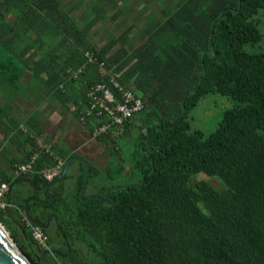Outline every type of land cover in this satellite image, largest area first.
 Listing matches in <instances>:
<instances>
[{
  "label": "trees",
  "instance_id": "1",
  "mask_svg": "<svg viewBox=\"0 0 264 264\" xmlns=\"http://www.w3.org/2000/svg\"><path fill=\"white\" fill-rule=\"evenodd\" d=\"M165 8L164 19L149 13L140 32L131 35L132 22L97 46L90 31L99 12L82 24L63 0H0V90L10 100L0 102V133L21 153L9 167L0 164V188L9 186L0 221L33 264L48 248L67 253L63 234L70 255L47 254L45 264H264V51L250 49L264 40V0H169ZM88 50L134 86L144 109L156 106L141 114L150 138L145 123L129 119L122 133L95 138L110 156L104 168L91 163L87 188L95 191L81 196L87 166L75 160L48 192L61 173L49 180L43 171L76 153L62 141L42 144L41 122L25 130L11 115L13 104L39 91V98L72 104L93 135L87 94L106 75ZM28 69L31 85L22 82ZM217 92L237 104L213 133L193 130L192 110ZM26 163L32 170L16 176ZM143 179V188L130 185ZM112 187V203L90 197ZM33 197L44 200L30 201L37 222L26 213ZM52 214L61 230L55 218L52 231L42 226ZM37 226L46 247L35 238Z\"/></svg>",
  "mask_w": 264,
  "mask_h": 264
},
{
  "label": "rangeland",
  "instance_id": "2",
  "mask_svg": "<svg viewBox=\"0 0 264 264\" xmlns=\"http://www.w3.org/2000/svg\"><path fill=\"white\" fill-rule=\"evenodd\" d=\"M98 1L99 0H64V7L67 9L71 8L72 14L79 20H82L83 18L91 15L90 10H92V7ZM168 3L169 0H166L164 2H162L161 0H111V2L104 1L102 6H94L93 12L98 11L102 16L99 23H97L95 25V28L90 31V40L97 46H102L105 43L109 42L113 36L119 35L132 22L135 24L133 33H138L146 25V18L149 13L155 14L157 17H159V19H164L168 15V11L165 8L166 4ZM116 13L118 18L116 19V21L112 22L109 17L115 15ZM250 49L254 51H264V40L256 44L255 46L250 47ZM34 93L40 96L39 91ZM41 95H43V92L41 93ZM17 100L18 99L15 100L16 103H18ZM51 100L52 99L48 98L46 95H43L41 98H33L29 103L25 102L27 104H25L26 109H24V111H19V113H22V116L19 113L17 116L14 115V111L11 112V115L14 116L16 118V121L21 124V127L27 131H31L30 124L34 123L35 119L38 118V120L45 128V133L46 131H48L49 133L55 135L58 133V129L64 128L65 122L67 121L68 117L66 118L65 116H63L61 120L58 119V116H56L53 111V105L55 103ZM7 101L10 102L7 97L4 98L3 104H5ZM236 104L237 102L235 100L219 92L210 94L202 98L199 104L191 112L192 129L201 130L207 135L213 133L222 120L224 113L228 109L234 107ZM13 105L14 108L18 107L15 104ZM36 105L40 106L38 107L40 109L36 110L33 115L29 114ZM42 105L46 106L45 108L43 107L44 110L41 107ZM92 139L94 140V137ZM40 142L44 145L49 144V141L46 138V134L41 137ZM132 149L133 147L130 145L125 149V151L126 153H130ZM94 150L95 154L93 156V161L97 166L104 168L109 161V153L103 146H97L94 148ZM20 154V151L17 150V148L8 140H5L3 135L0 133V164L8 166L9 163H13L15 161L13 159H21L19 156ZM200 177L212 180L219 187L224 186V182L218 177H211L206 173H201ZM71 184L72 181L70 182V185ZM93 190L94 189L90 186L87 188L86 193H92ZM0 206L5 207L1 204Z\"/></svg>",
  "mask_w": 264,
  "mask_h": 264
},
{
  "label": "built area",
  "instance_id": "3",
  "mask_svg": "<svg viewBox=\"0 0 264 264\" xmlns=\"http://www.w3.org/2000/svg\"><path fill=\"white\" fill-rule=\"evenodd\" d=\"M86 56L90 62H99L96 54L88 50ZM100 69L106 75V79L93 86L87 94L89 105L87 108L88 116L94 117L95 120L93 137L96 138L109 131H114L117 134L123 132L126 122L132 119L134 115L139 114L144 109V101L138 97L134 86L127 87L124 85L113 69H108L104 61H100ZM84 68L75 73V78L78 79L79 73H82ZM82 121L86 122V117L82 116ZM63 162L52 168L43 171L45 177L53 180L62 171ZM32 170V164L26 163L20 165L15 171V175L19 176ZM9 190L8 184H2L0 188V204L5 206L2 201L3 196ZM34 235L41 246H47V237L41 227H34Z\"/></svg>",
  "mask_w": 264,
  "mask_h": 264
},
{
  "label": "crops",
  "instance_id": "4",
  "mask_svg": "<svg viewBox=\"0 0 264 264\" xmlns=\"http://www.w3.org/2000/svg\"><path fill=\"white\" fill-rule=\"evenodd\" d=\"M109 2L108 0H99L98 2H96L94 4V6L97 5H103V2ZM100 3V4H99ZM63 5H64V0H63ZM94 6L92 7V10H90V14L88 17L83 18L82 20H79L78 18H76L74 16V18L79 21L82 24H86L88 23L91 19H93L94 15L98 14V11L93 12L94 10ZM71 9V8H70ZM95 28V26L92 28V30ZM134 34L133 31L131 32V35ZM56 38V39H55ZM53 39H51L50 41L56 45L57 43V37H55ZM31 75H32V71L30 69H28V71L26 72L25 76L23 77V83L31 85L29 82L31 80ZM2 91L0 90V102L4 103V97L2 96ZM38 97L37 95H29L28 98H24V97H19L18 98V103L15 107L13 106V111H14V115H18L19 111H24V109H26L25 107V102H30L33 98ZM51 101H53L55 104L53 105V111L55 113L56 116H58V119L61 120V118H63V116H65L66 118L68 117L67 121L65 122L64 128L63 129H58V133L57 134H52L49 133L48 131H46V138L48 135L49 138V144H52L54 142L57 141H62L63 143V148L64 150L71 152V153H76V155H82L84 157H86L90 163H94L93 161V156L95 154V150L94 148L99 146H103L101 143L95 141L92 139L93 135L90 131V129L88 128L87 124L82 121L80 118H78L75 113H74V107L71 104L70 109H67L63 104H61L60 102L52 99ZM40 106L36 105L34 106V109H32L29 113L31 115H33L35 113L36 110L40 109L38 108ZM42 109L44 110V108L46 106L42 105L41 106ZM44 107V108H43ZM51 109V108H49ZM22 116V113H19ZM16 147V146H15ZM104 147V146H103ZM18 155V154H17ZM8 162V161H7ZM72 172L75 174L80 173V166L79 164H75L72 167Z\"/></svg>",
  "mask_w": 264,
  "mask_h": 264
},
{
  "label": "water",
  "instance_id": "5",
  "mask_svg": "<svg viewBox=\"0 0 264 264\" xmlns=\"http://www.w3.org/2000/svg\"><path fill=\"white\" fill-rule=\"evenodd\" d=\"M210 48H211V45H210ZM150 108H156V106L146 108V109L142 110L139 114L134 115L132 117L133 121L145 123L146 128H147V133H148L147 141L150 138V129H149L150 127H149V124L141 117V114L145 113ZM184 113H185V109L183 110L182 115ZM139 143H140V141H138V145H139ZM75 160L83 161L87 166V174H86V178H85V183H84L83 190L81 192V196L84 197L85 192H86V188H87L88 183H89V179H90V175H91V171H92V166H91L90 161L82 155H74L67 160V162L64 164V166L62 168L61 176L59 178L51 181L50 184L48 185V187H47L48 192H50V188L54 183L60 182L65 178L71 163ZM130 185H133V186L139 187V188H143L144 187V179L142 180L141 184H130ZM123 186L125 187V186H129V185H123ZM116 188H118V187L106 188L101 192L100 195H92L90 197L105 199L108 202L112 203L113 201L109 200L110 196L107 195V192L111 189H116ZM86 199H88V198H86ZM31 200H37V201H44V200H42L40 198L33 197L30 200H28L26 203L27 216L30 218L31 222H37V220L32 218L30 215V201ZM53 201H55L54 196H53ZM52 218H55L56 224L59 227V229L61 230V227L59 224V219H58V216L56 214H52V216L48 219V222L46 224L41 223L42 226L44 228H48L51 225ZM63 236L65 237V240L67 241L68 252L63 253V252L59 251L58 249L48 248L45 251H43V253L39 256V258H38L39 264H45L44 258L47 254H50V253L58 254L60 256L70 255L71 244L64 234H63ZM0 264H33L31 262V260L27 257V255L19 247L17 242L14 240V238L11 236L10 232L6 229L5 225L1 221H0Z\"/></svg>",
  "mask_w": 264,
  "mask_h": 264
},
{
  "label": "flooded vegetation",
  "instance_id": "6",
  "mask_svg": "<svg viewBox=\"0 0 264 264\" xmlns=\"http://www.w3.org/2000/svg\"><path fill=\"white\" fill-rule=\"evenodd\" d=\"M108 195V194H107ZM47 229H49V230H53V224H52V222H51V225L47 228Z\"/></svg>",
  "mask_w": 264,
  "mask_h": 264
}]
</instances>
